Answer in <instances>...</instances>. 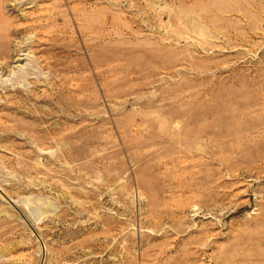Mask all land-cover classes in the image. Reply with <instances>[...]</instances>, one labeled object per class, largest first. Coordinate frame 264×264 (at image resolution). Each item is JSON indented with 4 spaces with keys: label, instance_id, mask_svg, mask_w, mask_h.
<instances>
[{
    "label": "rangeland",
    "instance_id": "1",
    "mask_svg": "<svg viewBox=\"0 0 264 264\" xmlns=\"http://www.w3.org/2000/svg\"><path fill=\"white\" fill-rule=\"evenodd\" d=\"M0 264H264V0H0Z\"/></svg>",
    "mask_w": 264,
    "mask_h": 264
}]
</instances>
